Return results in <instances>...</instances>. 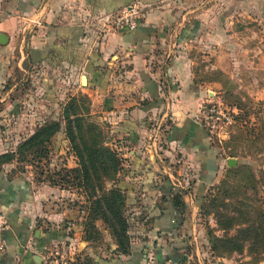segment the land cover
Wrapping results in <instances>:
<instances>
[{
	"label": "crops",
	"instance_id": "1",
	"mask_svg": "<svg viewBox=\"0 0 264 264\" xmlns=\"http://www.w3.org/2000/svg\"><path fill=\"white\" fill-rule=\"evenodd\" d=\"M134 1L0 0V134L15 136V124L2 126L21 118L18 106H12L16 85L10 86L17 73L29 77L32 69H42V86L53 95L62 72H86L80 85L86 76L84 91L94 106L104 105L113 141L127 158L118 187L131 208V251L114 254L112 244L111 253L102 249L80 264L183 262L189 240L174 198L187 197L186 187L170 172L159 180L165 164L147 147L155 124L167 117L168 141L183 157L177 165L183 162L184 173L198 168L192 200L202 202L223 172L214 140L195 116L203 103L193 72L195 50L215 52L214 70L245 88L251 79L253 94L264 100V58L249 54L257 49L241 41L258 37L254 26L264 22V0H140L144 14L137 30L103 27ZM64 135L53 145L61 138L66 146ZM75 197L0 166V207L8 222L0 233L5 244L0 264H47L49 249L62 242L75 246L83 233L78 222L83 218L71 205Z\"/></svg>",
	"mask_w": 264,
	"mask_h": 264
},
{
	"label": "rangeland",
	"instance_id": "2",
	"mask_svg": "<svg viewBox=\"0 0 264 264\" xmlns=\"http://www.w3.org/2000/svg\"><path fill=\"white\" fill-rule=\"evenodd\" d=\"M141 6L144 8L143 5ZM109 26L111 27L109 22L103 25L107 30ZM254 29L258 32V37L252 39L249 37L241 41L244 45L252 44V47L257 49V51L249 52V54L257 59L264 58V22L255 23ZM217 56L215 52L208 53L206 49H198L195 50L192 57L195 82L203 95V103L200 109L210 102L223 103L231 109H237L239 116L231 131V136L227 140L221 141L217 137L213 138L214 146L218 150L223 164V172L217 182L209 187L202 202L196 199L192 200V196H190L193 195L196 186L198 179V171L196 170L198 168L191 173L190 169H187L186 174L184 168L181 167L183 162L182 165H177L176 159H183V157L176 151L175 146L168 141L169 121L167 117L161 123L155 124L151 137L148 139L147 148L152 150L156 158L161 161L160 163L165 164V167H162V171L159 172V180L164 181L169 178L168 173L170 172L175 177L176 184L186 187L183 193L187 194V197L183 196L184 206L181 207L185 228L182 230L187 232L189 244L184 256V263L264 264V100L258 99L253 94L254 88L250 87L251 79L245 81L247 83V88H245L240 86L241 82L238 83L235 79L226 77L221 71L214 70L211 64L215 62ZM45 74V71L37 68L31 70L29 77L24 72L17 73L13 84L10 85H16L12 95L14 97L12 106H18L21 118L17 121L13 117L12 122L8 120V123L2 126L5 128L13 123L17 127L14 131L15 136L4 132L0 134V156L4 154L14 155V159L2 167L13 174L27 175L39 185L45 183L76 194L71 205L77 208L83 218V221H78L80 225L83 223V233L79 242L75 246L69 245L72 250V259L75 260L76 264H80L85 258L94 260V253L97 254L102 249L104 255L111 253L112 244L116 245L113 253L119 254L116 241L102 222H97L99 233L94 235L97 239L86 240V220L89 215L87 207L90 205L87 195L83 190L64 183L61 177L66 174L65 170L77 168L79 163L71 149L70 142L66 139V135L63 137L64 140L66 139V146L62 145L61 138L60 140L56 139L57 146L60 147L59 151L57 152L55 148L57 146L52 144L50 147L52 151L48 157L43 156V154H35L25 158L19 154L20 146L35 135L41 127L56 123L64 124L65 110L71 101L76 99L79 100L78 103L83 114L87 110L90 112L87 119L97 124L104 132L106 146L110 147L121 160L123 170L119 173L116 181L107 184L108 187H118L120 175L127 165L124 150L117 147L118 140L113 141L112 125L106 119L104 105L101 104V107L94 106L93 98L84 91L87 87L80 85V74L86 75L87 73L69 70L62 72L58 79L60 83L58 82L56 85V93L53 95L52 93L47 95V88L42 86ZM52 96H55L57 101ZM200 109L195 112L197 120ZM26 118L29 120L28 129H26ZM31 127L34 129L27 133ZM64 147L69 148V150L66 151ZM173 152H177L175 158L172 157L171 153ZM72 156L76 159L75 167H70L74 163ZM230 159H235L237 165L230 167L228 164ZM69 180H72V177H69ZM65 201L69 202L68 199ZM130 209L128 205L127 216L129 220ZM232 218L237 220V225H230ZM220 221L224 226L220 224ZM240 223L249 225H238ZM253 225L256 226L258 235L254 237L256 239L244 243V252H225L224 248H221L219 252L215 251L214 237L220 239L236 237L239 241V230ZM250 245L253 247L250 248Z\"/></svg>",
	"mask_w": 264,
	"mask_h": 264
},
{
	"label": "trees",
	"instance_id": "3",
	"mask_svg": "<svg viewBox=\"0 0 264 264\" xmlns=\"http://www.w3.org/2000/svg\"><path fill=\"white\" fill-rule=\"evenodd\" d=\"M78 102L79 100L73 99L67 106L64 113V124L56 123L41 127L35 135L20 146L19 154L25 158L35 154L48 157L52 151L50 147L53 140L65 133L79 163L77 168L65 170L66 174L60 176L64 183L83 190L87 195L90 205L87 207L89 215L86 220V240L97 239L94 237L96 233H99L97 222H102L116 241L119 255H128L132 248L129 235L131 225L127 216L128 198L121 188H110L107 185L116 181L123 170L121 160L110 147L106 146L104 132L97 124L87 119L90 112L87 110L83 114ZM13 159L14 155H1L0 166L10 163ZM69 177H72V180H69ZM179 194L175 195L174 201L176 206L181 208L184 203ZM234 221L232 218L230 225H237V220ZM220 224L224 226L221 221ZM238 225L249 224L240 223ZM259 230L261 232V229ZM239 234V241L236 237L225 239L214 237L215 251L219 252L221 248H224L225 252L242 253L245 249L244 243L256 239L254 237L258 235L255 225L242 228ZM252 247L250 245V248Z\"/></svg>",
	"mask_w": 264,
	"mask_h": 264
},
{
	"label": "built area",
	"instance_id": "4",
	"mask_svg": "<svg viewBox=\"0 0 264 264\" xmlns=\"http://www.w3.org/2000/svg\"><path fill=\"white\" fill-rule=\"evenodd\" d=\"M140 0H135L132 4L124 8L118 16L110 20L111 28L114 31L126 32L135 31L139 27L142 16ZM239 111L225 106L223 103L210 102L199 111L198 121L205 127L212 138L227 140L231 136V131L236 125ZM8 227L7 218L0 207V233ZM5 248L3 240L0 238V250ZM44 260L47 264H76L72 259V250L68 243L62 242L49 249ZM188 264V263H178Z\"/></svg>",
	"mask_w": 264,
	"mask_h": 264
},
{
	"label": "water",
	"instance_id": "5",
	"mask_svg": "<svg viewBox=\"0 0 264 264\" xmlns=\"http://www.w3.org/2000/svg\"><path fill=\"white\" fill-rule=\"evenodd\" d=\"M3 37H4V36H3ZM83 84H84V85H87V77H86V76H83ZM228 164H229L230 167H234V166L237 165V161H236L235 159H230V160L228 161Z\"/></svg>",
	"mask_w": 264,
	"mask_h": 264
}]
</instances>
